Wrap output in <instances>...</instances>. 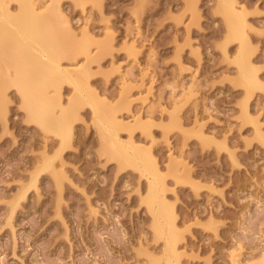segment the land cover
I'll return each mask as SVG.
<instances>
[{
	"label": "rangeland",
	"instance_id": "374dc122",
	"mask_svg": "<svg viewBox=\"0 0 264 264\" xmlns=\"http://www.w3.org/2000/svg\"><path fill=\"white\" fill-rule=\"evenodd\" d=\"M185 1L35 3L59 4L74 33L63 40L90 49L89 82L102 105L123 123L132 125L139 115L149 121L146 129L123 126L118 132L126 146L134 141L149 149L161 168L180 231L178 264H233V253L241 264H252L264 250V138L242 105L248 100L250 116L260 120L264 133V91L240 84L238 42L226 41L217 0H198L195 18ZM238 1L247 10L253 59L264 80V0ZM87 62L82 53L61 61L63 67ZM61 93L66 100L73 87L64 83ZM5 97L0 264H165V239L154 230L146 202L147 178L120 163L115 151L104 152L88 104L79 108L70 146L62 153L61 190L43 171L38 188L30 187L9 221L32 161L45 142H56L49 150L53 155L58 138L26 120L15 87Z\"/></svg>",
	"mask_w": 264,
	"mask_h": 264
},
{
	"label": "bare ground",
	"instance_id": "6f19581e",
	"mask_svg": "<svg viewBox=\"0 0 264 264\" xmlns=\"http://www.w3.org/2000/svg\"><path fill=\"white\" fill-rule=\"evenodd\" d=\"M11 2L17 3L16 11H12ZM197 2L198 0L185 1L194 18L197 15ZM217 7L224 18L226 41L238 42L234 62L240 84L247 91L255 88L264 91V80L259 76L253 59L245 5L238 0H217ZM66 33L73 32L67 19L63 17L59 4L36 6L35 0H0V113L3 114L1 107L6 101V89L15 87L26 111V120L37 123L45 133L58 138V148L53 155L49 154V150L56 142H45L40 154L32 161L29 182L22 184L20 192L13 199L9 221L20 199L27 195L30 187L38 188L37 182L43 171L51 173L61 190L62 180L66 177L62 153L70 146L73 123L79 117V108L88 104L100 130L104 152L115 151L120 163L131 165L146 176V202L153 216V228L165 239L163 259L165 264H178L182 255L178 245L180 231L174 208L167 201V188L160 173L161 168L149 149L134 141L126 146L118 132L123 126L131 128L136 125L146 129L149 121H143V117L139 115L135 116L132 125L123 123L115 111L102 105L100 93L89 82V64L93 57L91 51L76 40H63L62 36ZM81 53L86 56L88 65L62 66L63 58ZM64 83L73 87V94L66 100L61 93ZM242 113L253 122L256 133L264 138L260 120L250 116L248 100L242 105ZM200 135L204 136L203 132ZM231 256L233 264H241L237 253ZM252 264H264V250L261 258Z\"/></svg>",
	"mask_w": 264,
	"mask_h": 264
}]
</instances>
